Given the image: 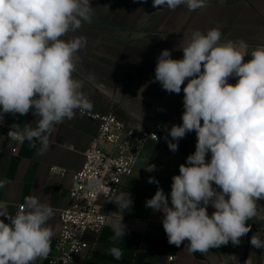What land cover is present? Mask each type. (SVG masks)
Here are the masks:
<instances>
[{
	"label": "clouds",
	"instance_id": "1",
	"mask_svg": "<svg viewBox=\"0 0 264 264\" xmlns=\"http://www.w3.org/2000/svg\"><path fill=\"white\" fill-rule=\"evenodd\" d=\"M165 5L195 11L206 7L207 0H153L152 6ZM92 15L90 0H0V124L5 114L23 116L34 110L35 127L13 124L7 136L33 148L39 141L38 155L51 146L57 125L93 107L83 81L73 76L87 39H63L91 23ZM221 38L219 28L194 30L182 47V59L164 49L155 67L154 79L168 93L179 94L187 81L182 123L166 129L169 149L177 151L179 140L193 131L197 141L195 152L172 177L170 201L158 187L146 207L163 213L168 243L180 247L187 240L190 252H208L229 241L239 245L251 231L247 222L259 216L257 201L264 200V45L246 60V42ZM230 77L237 82L229 83ZM146 170H156L155 165ZM148 183L159 181L149 177ZM6 184L0 180V188ZM111 201L122 211L132 204L129 193H117ZM8 209V202L0 201V264L46 259L55 235L48 223L53 208L29 195L14 214ZM112 227L113 239L125 235L121 221ZM250 243L264 249V240L256 235ZM109 254L117 260L122 256L115 246Z\"/></svg>",
	"mask_w": 264,
	"mask_h": 264
},
{
	"label": "crops",
	"instance_id": "2",
	"mask_svg": "<svg viewBox=\"0 0 264 264\" xmlns=\"http://www.w3.org/2000/svg\"><path fill=\"white\" fill-rule=\"evenodd\" d=\"M90 4L91 23H83L63 39L77 36L87 39L86 47L78 53L73 76L83 81V92L92 109L84 114L77 111L73 119L57 125L50 137L51 146L43 155L37 154L39 141L33 148L28 141L21 144L9 140L6 129L0 131V180H7L5 187L0 188V201L8 202V210L14 214L24 198L31 195L54 211L48 222L55 233L51 251L46 259H37L34 264H51L55 255L60 214L70 205L74 174L82 168L84 154L99 132V121L89 115H113L131 128L156 122L169 126L181 124L183 87L187 81L179 94L168 93L155 81V67L162 50H171L173 59H182V47L190 41L192 32L211 28L221 30V42H246L249 46L246 60L255 47L264 45V0H207L206 7L195 11L186 5L175 10L166 5L154 8L153 0H90ZM228 82L235 84L237 78L230 77ZM33 111L23 116L6 114L7 126L35 127L38 117ZM166 136L160 143L147 144L132 175L125 181L121 193L130 194V208L122 211L102 201L110 215L108 223L99 234L87 235L91 252L75 264H264V249L250 243L257 234L254 219L247 222L251 231L241 237L239 245L229 241L208 252H190L187 240L180 247L168 243L163 213L146 207V201L155 195L158 187L170 201L172 177L179 174V166L195 152L197 137L194 131L187 133L173 152ZM149 165H155L156 170L147 171ZM53 168L64 173L54 172ZM149 177L159 184L148 183ZM207 211L209 215L214 211L211 204ZM120 221L125 235L113 239L112 226ZM113 246L122 252L119 260L109 254ZM170 258L174 261L170 262Z\"/></svg>",
	"mask_w": 264,
	"mask_h": 264
},
{
	"label": "built area",
	"instance_id": "3",
	"mask_svg": "<svg viewBox=\"0 0 264 264\" xmlns=\"http://www.w3.org/2000/svg\"><path fill=\"white\" fill-rule=\"evenodd\" d=\"M89 116L99 121V132L84 154L82 168L74 174L70 205L60 214V234L51 264H75L90 254L92 247L86 239L87 235L99 234L110 218L102 201L117 206L111 200L115 194L122 192L147 144L160 143L162 137L168 134L166 129L172 127L156 122L150 126L131 128L113 115ZM3 129H6L7 135L10 127L7 126L6 114L0 124V131ZM210 157L211 153H208L206 160ZM53 171L64 173L59 168H53ZM169 260L173 262L174 258Z\"/></svg>",
	"mask_w": 264,
	"mask_h": 264
},
{
	"label": "rangeland",
	"instance_id": "4",
	"mask_svg": "<svg viewBox=\"0 0 264 264\" xmlns=\"http://www.w3.org/2000/svg\"><path fill=\"white\" fill-rule=\"evenodd\" d=\"M257 203L262 206L258 209L259 216L257 218H254L255 226H256V235L261 240H264V219L260 217H264V200H259Z\"/></svg>",
	"mask_w": 264,
	"mask_h": 264
}]
</instances>
